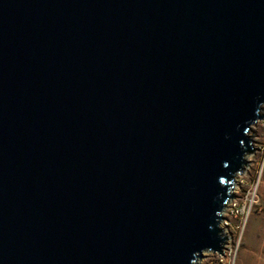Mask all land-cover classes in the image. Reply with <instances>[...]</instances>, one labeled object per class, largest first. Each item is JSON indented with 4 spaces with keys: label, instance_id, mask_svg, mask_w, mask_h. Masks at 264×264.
Instances as JSON below:
<instances>
[{
    "label": "water",
    "instance_id": "95a60500",
    "mask_svg": "<svg viewBox=\"0 0 264 264\" xmlns=\"http://www.w3.org/2000/svg\"><path fill=\"white\" fill-rule=\"evenodd\" d=\"M264 105V0H0V264L221 253Z\"/></svg>",
    "mask_w": 264,
    "mask_h": 264
},
{
    "label": "rangeland",
    "instance_id": "374dc122",
    "mask_svg": "<svg viewBox=\"0 0 264 264\" xmlns=\"http://www.w3.org/2000/svg\"><path fill=\"white\" fill-rule=\"evenodd\" d=\"M259 115L264 116V105ZM252 152L235 175L231 199L220 225L227 237L222 262L212 252L203 253L200 264H264V119L248 132Z\"/></svg>",
    "mask_w": 264,
    "mask_h": 264
},
{
    "label": "built area",
    "instance_id": "2783aa9c",
    "mask_svg": "<svg viewBox=\"0 0 264 264\" xmlns=\"http://www.w3.org/2000/svg\"><path fill=\"white\" fill-rule=\"evenodd\" d=\"M229 203H230V201L228 202V205H229ZM228 205H227V207H228ZM223 235H224V233H223ZM225 236V235H224ZM226 237V236H225ZM226 240H228L227 239V237H226ZM226 243V242H225ZM226 251H227V248H226V246H225V244H224V247H223V249H222V251H221V253H217V252H212V251H204L203 253H205V252H212L213 254H215L217 257H219V262L221 263L222 262V259H224L223 257H225L226 256ZM203 253H202V255H203ZM201 259V258H200ZM200 259H199V261H198V264H200Z\"/></svg>",
    "mask_w": 264,
    "mask_h": 264
},
{
    "label": "bare ground",
    "instance_id": "6f19581e",
    "mask_svg": "<svg viewBox=\"0 0 264 264\" xmlns=\"http://www.w3.org/2000/svg\"><path fill=\"white\" fill-rule=\"evenodd\" d=\"M237 175V174H236ZM221 228V227H220ZM206 253V252H205Z\"/></svg>",
    "mask_w": 264,
    "mask_h": 264
}]
</instances>
